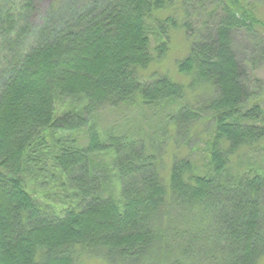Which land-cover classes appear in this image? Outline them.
Returning <instances> with one entry per match:
<instances>
[{
	"label": "trees",
	"instance_id": "1",
	"mask_svg": "<svg viewBox=\"0 0 264 264\" xmlns=\"http://www.w3.org/2000/svg\"><path fill=\"white\" fill-rule=\"evenodd\" d=\"M261 1L51 0L35 25V0H0V264H264V167L237 162L264 152ZM178 36L189 84L148 71ZM137 102L185 138L211 122L202 163L103 135L101 108ZM41 174L72 191L62 207L30 188Z\"/></svg>",
	"mask_w": 264,
	"mask_h": 264
},
{
	"label": "rangeland",
	"instance_id": "2",
	"mask_svg": "<svg viewBox=\"0 0 264 264\" xmlns=\"http://www.w3.org/2000/svg\"><path fill=\"white\" fill-rule=\"evenodd\" d=\"M51 4V0H35V10L32 16L31 21L35 25H40L42 23L41 19L46 14L49 6ZM259 13L262 18H264V2H259ZM182 36H178L177 39L173 41L170 46V50L168 54L158 63H154L148 70L149 73L157 74L160 76L162 73H167L170 77L182 80L184 83L189 84L190 80L186 77L180 76L177 69V64L185 57L187 54L186 47L184 46V42L182 40ZM234 50L236 54L241 59H246L248 54L253 52H247L248 49V38L245 34H241L239 36L234 37ZM248 50H247V49ZM248 61V60H247ZM245 63V62H244ZM246 67V63L244 64ZM148 75L150 78L151 75ZM255 77L261 81L260 88L258 90L260 94L264 91V61L259 65V67L255 70ZM205 90L204 89H195V87H188L186 101L194 105H199L203 103L205 100ZM64 105L63 109H61L59 104L56 107V110L59 112H63L68 106ZM61 110V111H60ZM173 109H165L162 110L161 107L152 108L150 106H143L141 103L137 102L133 105H121L118 107H109L104 106L97 113V119L99 123L100 130L103 135L106 134L107 131L111 129H115V132L118 134H126L129 136H133L134 138L144 139L148 146L150 144L158 146V153L163 155L167 162H170L172 157L177 153L189 154L193 160L197 163H202L203 153L206 147L205 142H203V138H205L208 133L207 130H210V126H212L211 122H207L205 119L198 124V126L194 129H188L189 136L185 138L182 134L175 135V129L173 127L167 126V121H172V118H169L170 112H173ZM209 128V129H208ZM174 130V131H173ZM200 136V137H198ZM166 137L167 143L164 145H160L158 141L164 140ZM185 140V141H184ZM166 142V141H165ZM151 149V147H150ZM245 154V153H243ZM106 163H111V156L108 155L106 159ZM238 164H240L244 168V163H248L249 165L264 167V152L261 151H252L245 155V158L242 160V156L237 160ZM236 162V169L240 170ZM169 167L170 165L167 164ZM44 175L41 174L38 179H35L31 183V189L36 193L38 197H42L43 200H47L55 205L62 207V204L65 203L67 196L72 194V191H67L65 188H61L60 181L56 179L55 181H51L48 178H44ZM50 177V174H49ZM42 184V186L40 185ZM61 193L62 197L60 198L54 193ZM175 227H178L175 226ZM174 227V228H175ZM79 264H109L105 259L101 256V254H85L80 260Z\"/></svg>",
	"mask_w": 264,
	"mask_h": 264
}]
</instances>
